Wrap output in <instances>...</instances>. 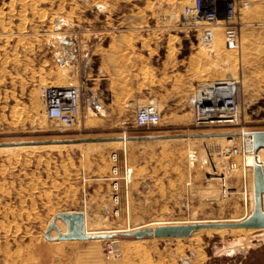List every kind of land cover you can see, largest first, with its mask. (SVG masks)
Segmentation results:
<instances>
[{
    "label": "rangeland",
    "instance_id": "1",
    "mask_svg": "<svg viewBox=\"0 0 264 264\" xmlns=\"http://www.w3.org/2000/svg\"><path fill=\"white\" fill-rule=\"evenodd\" d=\"M247 1L236 49H226L222 29H214L218 53L216 41L201 43L186 25L182 7L191 0H0V147L8 145L0 148V264H204L229 244L251 245L259 231L144 239L118 232L117 254L109 256L106 240L44 235L58 212L71 210L85 212L97 231L250 213L243 152L230 153L241 148V128H264V0ZM204 76L239 80L237 125L195 124L191 98ZM47 86L78 88L80 111L70 130L45 117ZM151 99L160 123L139 129L136 108ZM120 136L126 145L111 142ZM96 138L112 139L52 142ZM113 155L120 169L132 168L116 206L107 179Z\"/></svg>",
    "mask_w": 264,
    "mask_h": 264
},
{
    "label": "built area",
    "instance_id": "2",
    "mask_svg": "<svg viewBox=\"0 0 264 264\" xmlns=\"http://www.w3.org/2000/svg\"><path fill=\"white\" fill-rule=\"evenodd\" d=\"M222 5V15L220 7ZM248 7L247 0H191L190 4L182 7V16L186 25L197 32L201 43H206L212 38L216 27L222 29L224 46L226 49L238 47L241 23V10ZM238 79H231L223 84L215 80L207 89L199 88L191 100L194 112V122L200 126H226L237 125L239 121L238 103L234 96ZM230 83V84H229ZM232 87V88H230ZM43 100V112L47 120L56 128L65 132L75 124L80 111V98L78 88L75 86H49L41 92ZM206 112L202 114L201 112ZM160 123V113L153 103H147L136 108L134 126L139 129L156 126ZM243 150L234 147L230 153H238ZM113 165L109 183V199L116 206L119 200L121 185L131 183L132 168L124 165L118 167L115 155L111 156ZM234 164H229L220 179L224 181ZM117 209L114 210V212ZM115 241L107 240L105 252L109 256H115L117 250Z\"/></svg>",
    "mask_w": 264,
    "mask_h": 264
},
{
    "label": "water",
    "instance_id": "3",
    "mask_svg": "<svg viewBox=\"0 0 264 264\" xmlns=\"http://www.w3.org/2000/svg\"><path fill=\"white\" fill-rule=\"evenodd\" d=\"M252 139L253 150L257 151L264 148V130H251L248 132ZM196 136V135H192ZM165 136H138L137 138H162ZM112 138H96L86 140H53V143L78 142V141H107ZM253 171V209L248 216L237 221H207L190 222L178 224H159L152 228H138L132 231L122 233L123 236L143 239L154 238H182L190 236L199 228H246V229H264V204L262 196L264 195V170L261 163L254 161ZM56 218L60 219L65 225V231L62 232L56 225ZM56 218H52L44 235L47 239L56 240H86L96 237L109 238L111 234H87L85 231V214L80 210H71L58 212ZM54 229L56 236H50V231Z\"/></svg>",
    "mask_w": 264,
    "mask_h": 264
},
{
    "label": "bare ground",
    "instance_id": "4",
    "mask_svg": "<svg viewBox=\"0 0 264 264\" xmlns=\"http://www.w3.org/2000/svg\"><path fill=\"white\" fill-rule=\"evenodd\" d=\"M55 38H60V36L59 35H55ZM210 40H213V42L216 41L217 44L215 45V49L217 50L218 53H221V45H222V43L219 42V35H218L217 32H214V30H213L212 38ZM213 45H214V43H213ZM213 45L210 44V46H213ZM210 48H212V47H210ZM219 75H220V73H219ZM231 79H235V78H219L218 81L220 80L219 82H221L223 84H226L227 82H230ZM199 80L205 81V82H202L200 84L201 90L202 89H207V87H210V85H212V83L215 81V80H211L209 77L207 78L205 76H204V78L200 77ZM235 82H239V80H237ZM47 87H49V86H47ZM230 88H232V87H230ZM195 96H196V93H193L191 99H193V97H195ZM149 103H153L154 104V100L153 99L149 100ZM201 113L205 114L206 112L202 111ZM248 132L249 131L245 130L244 128H241L237 132V135H238V138H240V140L242 142L241 143V148L243 150V165H242L243 166V170H242L241 177L243 178V177L249 176V181L246 184V185L249 186V193L247 194L246 191H245V193H246L245 194V199H249L250 212H251L252 209H253V171H252V166H253L254 161H257V162H259L261 164L264 163V154H263L264 153V148H260L257 151H254L253 150V146H252V139H251V136L248 134ZM225 139H226L227 142L230 143V142H233L235 138L233 136H225ZM111 142H113L115 144L124 145L127 142V137L126 136H120L118 140L111 141ZM58 144H60V143H58ZM70 144H72V143H70ZM62 145H66V144L63 143ZM7 147H8V145L4 146V147H0V148H7ZM187 156L190 157L189 158V160H190L189 161V165L191 167V166L194 165V161L196 159L195 155H194V152L192 150H189V153H188ZM210 179H213V177L210 178ZM262 200H263V204H264V195L262 196ZM84 214H85V231H86L87 234H103L104 233V234H111L112 235L109 238L96 237V238L91 239L92 241H96V242L105 241V240L106 241L107 240L116 241L117 239L115 237H113L114 234H116V233L118 234V232H128V231H130V229H128V228L127 229L125 228V230H108V231L90 230L88 228V224H87V214L85 212H84ZM246 216H248V214ZM242 218H244V217H240V218H237V219L235 218L233 220H228V221H237V220H240ZM194 222H207V221H194ZM222 222H224V221H222ZM56 223H57V226L59 227V229L62 232H64L65 231L64 223L60 222L58 220L56 221ZM178 223H180V222H175L174 224H178ZM182 223H190V222H182ZM153 224L159 225V224H170V223L155 222ZM138 228H144V227H138ZM138 228H135V229H138ZM150 228H152V227H150ZM226 229L227 228H199V229L195 230L190 236L195 235L196 233L198 234V232H201V231H206L208 233H211V232H220L221 233V232H223V230H226ZM230 229L250 230V229H246V228H230ZM50 236H56V233L55 232L51 233Z\"/></svg>",
    "mask_w": 264,
    "mask_h": 264
},
{
    "label": "crops",
    "instance_id": "5",
    "mask_svg": "<svg viewBox=\"0 0 264 264\" xmlns=\"http://www.w3.org/2000/svg\"><path fill=\"white\" fill-rule=\"evenodd\" d=\"M259 130H264V128ZM253 230L259 232L250 236L251 245H245L244 240L236 244H229L224 247L223 251L209 255L208 261L204 264H264V248H262L264 246V229ZM192 261L189 259L183 264H194ZM222 261L224 262L222 263Z\"/></svg>",
    "mask_w": 264,
    "mask_h": 264
}]
</instances>
